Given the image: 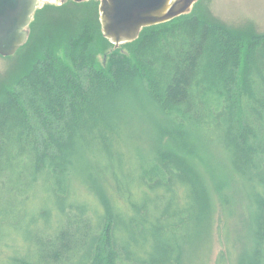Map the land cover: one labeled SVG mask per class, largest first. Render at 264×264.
Segmentation results:
<instances>
[{
  "label": "trees",
  "instance_id": "trees-1",
  "mask_svg": "<svg viewBox=\"0 0 264 264\" xmlns=\"http://www.w3.org/2000/svg\"><path fill=\"white\" fill-rule=\"evenodd\" d=\"M70 4L91 15L65 51L41 37L0 95V264H208L239 188L246 237L234 253L225 237L229 261L264 264V33L195 9L114 48L100 2ZM47 10L63 9H39L20 50Z\"/></svg>",
  "mask_w": 264,
  "mask_h": 264
},
{
  "label": "rangeland",
  "instance_id": "rangeland-1",
  "mask_svg": "<svg viewBox=\"0 0 264 264\" xmlns=\"http://www.w3.org/2000/svg\"><path fill=\"white\" fill-rule=\"evenodd\" d=\"M98 1L101 3V0ZM88 9V7L82 5L70 4L69 9L45 11V18L42 17V15V20L38 19V24L34 29L33 38L29 43V47L21 50L19 49L12 55V58H9L10 56L0 55V95L3 93V90L9 88L10 85L14 86L21 74L27 71L29 65L34 63V61L32 62L33 57H37L40 53L39 51L42 49L41 45L43 40L41 37L44 35L52 37L55 43L54 45L57 44L56 50L54 51H58L59 53L65 51L64 43H61L63 40L62 37L69 35L70 33L68 30L72 29L74 24L84 18L85 15H91ZM92 9L93 18H91L95 20L97 17L101 21L100 4L99 17L95 8ZM195 9H197L199 16H202L212 23L222 25L231 31L237 32L243 37L264 33V0H195L189 13ZM45 29H47V32H45ZM28 42L29 38L24 45ZM111 43L114 48H118L120 45L125 44H115L112 41ZM96 45L98 50V63L101 65L107 63L108 55L113 48L110 49L102 39L98 40ZM236 188L234 187L233 190L235 191ZM238 190H240V192H235L236 195L234 196V200L232 198V203H234V211L232 214L227 213V210L225 211L224 209L222 211L223 207H221V205L218 206L213 251L208 260V264H219L218 260L220 254H224L227 257L226 264H230L229 257L231 253L227 246V242L231 246L232 253H234V249L236 248L237 250V247L240 246V241L245 240L246 228L244 221L248 218V212L243 209V206L240 207L241 195L239 193L243 191L240 188ZM229 193L230 195L235 194L232 190H229ZM225 237L227 238V242ZM199 264H202V262H199Z\"/></svg>",
  "mask_w": 264,
  "mask_h": 264
},
{
  "label": "water",
  "instance_id": "water-1",
  "mask_svg": "<svg viewBox=\"0 0 264 264\" xmlns=\"http://www.w3.org/2000/svg\"><path fill=\"white\" fill-rule=\"evenodd\" d=\"M83 2L86 0H74ZM195 0H101L102 30L115 44L139 38L145 27L188 14ZM38 0H0V55L12 56L28 38Z\"/></svg>",
  "mask_w": 264,
  "mask_h": 264
},
{
  "label": "flooded vegetation",
  "instance_id": "flooded-vegetation-1",
  "mask_svg": "<svg viewBox=\"0 0 264 264\" xmlns=\"http://www.w3.org/2000/svg\"><path fill=\"white\" fill-rule=\"evenodd\" d=\"M69 1L70 0H38L37 8L32 15L31 23L27 27V31L29 32V36H30V32H31L30 26H31L32 22L35 20L36 14H37L39 9L45 10V9L51 8V7L64 9L65 7H67L69 5Z\"/></svg>",
  "mask_w": 264,
  "mask_h": 264
}]
</instances>
